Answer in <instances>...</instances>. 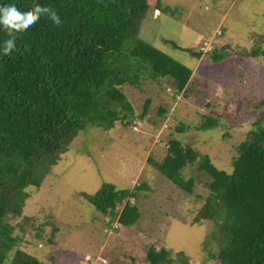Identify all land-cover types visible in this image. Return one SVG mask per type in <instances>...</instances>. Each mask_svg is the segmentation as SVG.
I'll return each instance as SVG.
<instances>
[{"label": "rangeland", "instance_id": "rangeland-1", "mask_svg": "<svg viewBox=\"0 0 264 264\" xmlns=\"http://www.w3.org/2000/svg\"><path fill=\"white\" fill-rule=\"evenodd\" d=\"M138 34L190 67V80L176 94L171 79L140 73L137 83L122 89L137 114L149 101L145 117L107 129L88 123L39 188L28 187L13 235L21 236L19 249L42 262L149 264L146 252L153 245L182 251L189 264H219L216 226L191 223L209 194L208 175L194 163L187 166L182 175L194 179L189 193L149 159L161 160L176 137L218 168L232 170L236 145L261 115L254 104L264 96V0H161L159 11H147ZM252 50L259 53L248 55ZM205 115L216 124L200 128ZM181 123L184 132L175 129ZM107 182L116 188L144 185L131 199L140 210L134 225H120L81 195L95 194Z\"/></svg>", "mask_w": 264, "mask_h": 264}, {"label": "trees", "instance_id": "trees-1", "mask_svg": "<svg viewBox=\"0 0 264 264\" xmlns=\"http://www.w3.org/2000/svg\"><path fill=\"white\" fill-rule=\"evenodd\" d=\"M7 3L47 6L61 23L42 15L16 33L11 53L0 55V264H56L17 247L21 236L13 235V222L30 196L28 187L39 188L42 177L88 123L107 129L116 121L130 125L145 117L149 101L137 114L124 84L137 83L145 72L153 79H171L179 94L193 71L138 34L147 11L160 10L161 0H0ZM7 38L0 29V42ZM254 106L261 110L260 118L250 136L236 145L231 171L218 168L207 154L176 137L168 140L161 160L149 159L189 193L194 179L182 175L187 166L194 163L208 175L209 194L191 223L216 226L212 234L221 244L214 253L219 264H264V96ZM216 122L205 115L200 128ZM175 129L184 132L187 125ZM142 187L116 188L107 182L95 194L81 195L102 213L115 215L120 225L132 226L140 210L131 199ZM146 260L189 264L182 251L153 245Z\"/></svg>", "mask_w": 264, "mask_h": 264}, {"label": "clouds", "instance_id": "clouds-1", "mask_svg": "<svg viewBox=\"0 0 264 264\" xmlns=\"http://www.w3.org/2000/svg\"><path fill=\"white\" fill-rule=\"evenodd\" d=\"M47 15L54 23H61L54 9L47 6L33 5L31 8H19L14 3L0 4V29L8 38L0 42V55H7L16 48V33L30 28L42 15Z\"/></svg>", "mask_w": 264, "mask_h": 264}, {"label": "crops", "instance_id": "crops-1", "mask_svg": "<svg viewBox=\"0 0 264 264\" xmlns=\"http://www.w3.org/2000/svg\"><path fill=\"white\" fill-rule=\"evenodd\" d=\"M155 10H156V9H155ZM158 11H159V10H158ZM156 16H157V15H156ZM224 16H225V15H224ZM224 16H223V17H224ZM158 18H159V17H158ZM158 18H157V20H158ZM196 40H197V38L195 39V41H196Z\"/></svg>", "mask_w": 264, "mask_h": 264}]
</instances>
